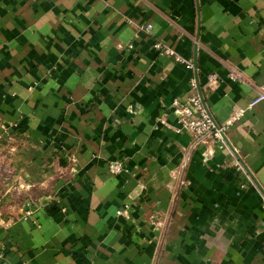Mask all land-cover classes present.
<instances>
[{
  "label": "crops",
  "instance_id": "obj_1",
  "mask_svg": "<svg viewBox=\"0 0 264 264\" xmlns=\"http://www.w3.org/2000/svg\"><path fill=\"white\" fill-rule=\"evenodd\" d=\"M262 84L264 0H0V264H264Z\"/></svg>",
  "mask_w": 264,
  "mask_h": 264
},
{
  "label": "built area",
  "instance_id": "obj_2",
  "mask_svg": "<svg viewBox=\"0 0 264 264\" xmlns=\"http://www.w3.org/2000/svg\"><path fill=\"white\" fill-rule=\"evenodd\" d=\"M157 47H161V45L157 44ZM165 52L176 55V52L171 48H166ZM176 57L177 60L185 62L181 56L177 55ZM186 63L189 68L194 67L192 61H187ZM229 76L235 80L247 81L245 74L234 67L229 68ZM216 78V74H212L209 77L210 81H215ZM191 86L194 89L197 87L195 78L191 79ZM262 100H264V84L259 87L257 96L249 103L248 107L252 108ZM173 106L176 108L178 113V125L173 127L175 132H191L194 136L195 142H209L213 140L220 142L225 146L228 145L226 134L229 127L235 121L240 120L246 112V108H237L224 124L217 125L214 122L212 115L205 105L202 97L197 93L192 94L183 102L177 99L174 100ZM4 128L5 127L0 128V139L4 138V136L8 134ZM109 168L113 173H120L123 170V166L119 162L110 164ZM2 220V209L0 206V223Z\"/></svg>",
  "mask_w": 264,
  "mask_h": 264
},
{
  "label": "trees",
  "instance_id": "obj_3",
  "mask_svg": "<svg viewBox=\"0 0 264 264\" xmlns=\"http://www.w3.org/2000/svg\"><path fill=\"white\" fill-rule=\"evenodd\" d=\"M0 140H2V139H0ZM2 201H1V203H0V206H1V209H2V218H3V216H4V211H3V208H2Z\"/></svg>",
  "mask_w": 264,
  "mask_h": 264
},
{
  "label": "water",
  "instance_id": "obj_4",
  "mask_svg": "<svg viewBox=\"0 0 264 264\" xmlns=\"http://www.w3.org/2000/svg\"><path fill=\"white\" fill-rule=\"evenodd\" d=\"M212 118H213V116H212ZM213 120H214V122L218 125V123L215 121V119L213 118ZM227 138V137H226Z\"/></svg>",
  "mask_w": 264,
  "mask_h": 264
}]
</instances>
